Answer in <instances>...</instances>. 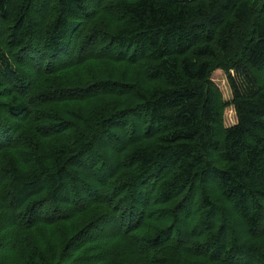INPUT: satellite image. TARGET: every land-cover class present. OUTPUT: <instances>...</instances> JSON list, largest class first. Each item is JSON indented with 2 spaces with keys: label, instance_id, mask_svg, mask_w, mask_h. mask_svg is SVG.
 Returning <instances> with one entry per match:
<instances>
[{
  "label": "trees",
  "instance_id": "1",
  "mask_svg": "<svg viewBox=\"0 0 264 264\" xmlns=\"http://www.w3.org/2000/svg\"><path fill=\"white\" fill-rule=\"evenodd\" d=\"M0 264H264V0H0Z\"/></svg>",
  "mask_w": 264,
  "mask_h": 264
},
{
  "label": "rangeland",
  "instance_id": "2",
  "mask_svg": "<svg viewBox=\"0 0 264 264\" xmlns=\"http://www.w3.org/2000/svg\"><path fill=\"white\" fill-rule=\"evenodd\" d=\"M215 77H218L222 82L225 83V75L223 74V72L221 70H216L214 73H213ZM224 85V83H222ZM222 85V88L224 90V96L225 98H227V90L225 89V87ZM234 120V112H233V109H232V106H229L226 110H225V123H230Z\"/></svg>",
  "mask_w": 264,
  "mask_h": 264
}]
</instances>
